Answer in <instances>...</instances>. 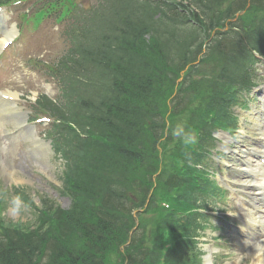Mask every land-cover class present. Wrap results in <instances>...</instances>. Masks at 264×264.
I'll return each mask as SVG.
<instances>
[{"label": "trees", "instance_id": "trees-1", "mask_svg": "<svg viewBox=\"0 0 264 264\" xmlns=\"http://www.w3.org/2000/svg\"><path fill=\"white\" fill-rule=\"evenodd\" d=\"M184 1L113 0L112 13L96 19L92 28L98 34L94 37L95 48L86 52L93 56L96 52L89 60L91 76L104 90V96L92 106L91 114L94 122L90 124H95L96 129L100 125L97 131L103 140L93 141L99 148L94 156L97 160L94 174L78 178L68 175L66 183L74 201L69 209L59 208L55 214L59 229L50 221L51 207L41 213L43 220L38 238L31 240L22 230L0 228V264H43L46 244L52 248L46 264H109L108 256L119 251L128 240L133 226L132 207L129 206L131 202L136 203L135 199L136 206H143L152 187V172L158 169L157 144L166 126L164 112L179 72L196 60L205 36L221 27L247 2L191 0L202 15L194 13V21L189 23L188 5ZM157 14L160 15L156 17ZM244 17L248 44L258 51L263 50L264 1H255ZM210 48L214 54L218 44L211 43ZM232 52L218 55L223 57L221 72L210 85V94L214 92L216 100L222 80H240L252 61L250 50H241L234 57ZM194 72L191 68L187 79L185 77L179 85L176 107L189 104L200 94L202 85L196 87L192 79ZM188 75L191 83L186 85ZM82 102L77 101L78 106ZM178 184L190 187L192 192L187 194L190 199L194 198L193 191H197L194 184L184 179ZM168 186L167 181L161 180L158 188L163 187L167 193L172 190V185ZM156 193L155 197L163 196L160 190L156 189ZM148 212L152 217L142 216L141 228L152 237L151 241H155L144 249L139 245L146 237L138 242L134 239L128 249L138 247L136 251L131 250V264H155L163 240L157 234H163L173 222L155 207L154 202L146 214ZM175 259L178 264L182 257Z\"/></svg>", "mask_w": 264, "mask_h": 264}, {"label": "rangeland", "instance_id": "rangeland-1", "mask_svg": "<svg viewBox=\"0 0 264 264\" xmlns=\"http://www.w3.org/2000/svg\"><path fill=\"white\" fill-rule=\"evenodd\" d=\"M43 1L26 0L22 5L13 4L7 6L8 13L10 14L8 26L10 27L14 22L19 23L21 33L18 34L15 43L0 56V91L12 89L24 95L23 107L29 110L30 114L34 111L33 105L36 98H39L41 94L46 92L45 85L49 83L55 89V84L46 73L47 64H51L60 57L68 47V41L63 34L65 22H61L58 25L54 15L47 17L42 23L40 22L43 19L38 17L39 13L31 15L29 18L23 17V20L28 24L20 21V17L24 12L29 11V13H33L40 8ZM77 1L89 3L95 0ZM208 67L211 68L209 65L205 68L208 70ZM262 72L261 76L264 78V70ZM253 96L256 98L254 105L256 108H259L260 100L257 99L258 93L255 92ZM28 99L30 100L28 101ZM2 108L0 106V142L8 144L6 137L9 139L10 133L15 131V129L11 123H6V120L2 118ZM6 129L9 131H6ZM255 129H257L255 121L253 118H249V121L247 120L242 124V129L240 130L243 135L240 134L239 137H244L241 144L260 149V143L256 145L249 142L250 140L253 142L259 140ZM181 130L182 128L180 127L177 131L181 133ZM179 136L175 135V137ZM15 144V148L12 149L11 163L4 161L3 157V162L0 159V197L5 199V209L3 212L5 220L35 221L33 209L31 210L27 206H24L20 202L21 200L15 196L13 190L5 192L6 185L10 183H17L20 187H24L28 193L34 195L37 201H39V195L44 196L47 194L49 197L54 198L61 206L68 207L70 196L61 192L62 168L60 167V162L52 160V163L48 167L41 160L51 158L52 156H45L35 158L36 160H40L41 164L34 163L32 158L34 154L32 152L27 153L29 141L23 139L15 141ZM169 144L171 148L175 147V143L170 140ZM226 152L225 156H227L228 162L232 164V167L225 166L222 160L220 168L224 167L225 170L222 168L223 171H220L219 174L223 175L222 180L228 183L233 182L242 174V171L239 170L242 164L241 161L237 162L229 154L228 150ZM212 166L217 169L219 165L213 164ZM9 188L12 189L11 187ZM234 188L236 191L226 193L227 199L223 201L224 204H213V208L217 206L221 212L214 215L213 213H209L207 215L212 217H209L207 220L201 218L199 220L202 225H205V229L199 228L201 236L203 235L200 241L205 251L204 255L209 254L211 256L212 263L210 264H229L232 261H239L240 264H262L257 263L254 257L248 254V249L242 245L241 238L238 235L241 233L242 222L238 220H241L238 216L241 214L242 205L244 202L247 204L254 202V198L247 190L236 186ZM240 198H244L245 200L241 201ZM210 200L214 201L213 198ZM148 217H152V214L148 213ZM224 218H228L229 222H225ZM246 233L247 231L243 234V238L246 237ZM144 235H146L144 231L137 233L138 238H142ZM122 253L121 250L113 251L108 256L110 257L109 264H123L122 256L124 255ZM128 258V261H130V256Z\"/></svg>", "mask_w": 264, "mask_h": 264}, {"label": "bare ground", "instance_id": "bare-ground-1", "mask_svg": "<svg viewBox=\"0 0 264 264\" xmlns=\"http://www.w3.org/2000/svg\"><path fill=\"white\" fill-rule=\"evenodd\" d=\"M7 37L0 39V46L8 40ZM1 93H8L13 97L18 96L13 91ZM7 103L12 104V101L7 100ZM256 122L259 125L258 129L262 135L261 138L264 139L263 119L257 117ZM261 152V155H264V148ZM245 162L246 170L243 171L241 177L237 178V183L241 188L251 192L254 197L259 198V201L253 203L251 207H246L242 213V217L244 218L243 230L250 231L252 235L243 244L248 247V254L253 256L257 263L264 264V164L258 160L257 164L254 165L249 158L248 160L245 159ZM229 264H240V262L232 261Z\"/></svg>", "mask_w": 264, "mask_h": 264}, {"label": "clouds", "instance_id": "clouds-1", "mask_svg": "<svg viewBox=\"0 0 264 264\" xmlns=\"http://www.w3.org/2000/svg\"><path fill=\"white\" fill-rule=\"evenodd\" d=\"M173 134L176 135V136H179L181 133L179 131H177V130H174ZM194 140H195L194 136L188 135L187 137H185L183 139V143L187 144V143H190V142H194Z\"/></svg>", "mask_w": 264, "mask_h": 264}]
</instances>
